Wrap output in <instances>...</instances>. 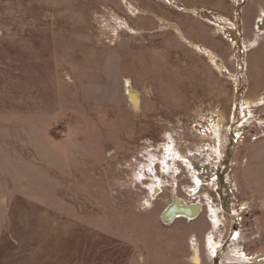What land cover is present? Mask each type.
Returning a JSON list of instances; mask_svg holds the SVG:
<instances>
[{
  "label": "rangeland",
  "instance_id": "1",
  "mask_svg": "<svg viewBox=\"0 0 264 264\" xmlns=\"http://www.w3.org/2000/svg\"><path fill=\"white\" fill-rule=\"evenodd\" d=\"M262 19L0 0V264H264Z\"/></svg>",
  "mask_w": 264,
  "mask_h": 264
},
{
  "label": "water",
  "instance_id": "2",
  "mask_svg": "<svg viewBox=\"0 0 264 264\" xmlns=\"http://www.w3.org/2000/svg\"><path fill=\"white\" fill-rule=\"evenodd\" d=\"M200 210L197 205H191L188 207H180L177 203L173 202L170 206H168L161 215V220L163 222H171L177 216H188V217H196L199 214Z\"/></svg>",
  "mask_w": 264,
  "mask_h": 264
},
{
  "label": "bare ground",
  "instance_id": "3",
  "mask_svg": "<svg viewBox=\"0 0 264 264\" xmlns=\"http://www.w3.org/2000/svg\"><path fill=\"white\" fill-rule=\"evenodd\" d=\"M249 113V112H248ZM249 116V115H248ZM198 185V184H197ZM154 191H156V190H154ZM177 204H179L177 201H175ZM180 205V204H179ZM180 207H182V206H180ZM198 207V209L200 210V208H199V206H197ZM200 213V212H199ZM198 216V215H197ZM196 216V217H197ZM177 218H187V219H194L195 217H193V218H191V217H188V216H177L175 219H177ZM215 222V221H214ZM213 255V254H212ZM196 258V257H195Z\"/></svg>",
  "mask_w": 264,
  "mask_h": 264
},
{
  "label": "flooded vegetation",
  "instance_id": "4",
  "mask_svg": "<svg viewBox=\"0 0 264 264\" xmlns=\"http://www.w3.org/2000/svg\"><path fill=\"white\" fill-rule=\"evenodd\" d=\"M262 21H264V19H262ZM223 174H224V173H223ZM219 182L221 183V186H222V185H223V186L225 185V182H223V181H221V180H220ZM220 183H219V184H220ZM224 187H225V186H224ZM232 200H235V196H234V195L232 196Z\"/></svg>",
  "mask_w": 264,
  "mask_h": 264
},
{
  "label": "crops",
  "instance_id": "5",
  "mask_svg": "<svg viewBox=\"0 0 264 264\" xmlns=\"http://www.w3.org/2000/svg\"><path fill=\"white\" fill-rule=\"evenodd\" d=\"M196 219V218H195Z\"/></svg>",
  "mask_w": 264,
  "mask_h": 264
}]
</instances>
